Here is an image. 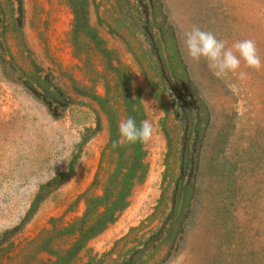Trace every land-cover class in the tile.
<instances>
[{"label": "rangeland", "instance_id": "1", "mask_svg": "<svg viewBox=\"0 0 264 264\" xmlns=\"http://www.w3.org/2000/svg\"><path fill=\"white\" fill-rule=\"evenodd\" d=\"M71 1L0 0V264H264V69L184 46L199 26L264 60V0H85L81 38ZM117 110L154 125L146 174L75 257Z\"/></svg>", "mask_w": 264, "mask_h": 264}, {"label": "trees", "instance_id": "2", "mask_svg": "<svg viewBox=\"0 0 264 264\" xmlns=\"http://www.w3.org/2000/svg\"><path fill=\"white\" fill-rule=\"evenodd\" d=\"M70 4L75 16V35L81 38L84 34L83 32H86V29L89 28L88 4L85 0H72ZM116 112L115 119L113 117L110 123L109 145L103 153L99 175L94 183V185L99 186L100 181L102 182L101 175L105 169L104 165L106 164L109 170L106 174L109 175V178L105 184V195L101 199L88 201V208L91 211L89 210L87 212V216L90 217L91 212L93 215H96V218L93 219V225L90 227L87 225V219L81 221V226L78 229L81 238H79L70 252V254L75 257L89 240L99 233H102L110 224L115 222L116 214L123 211L128 206V199L136 184L141 182L146 174L144 162L146 152L144 150V143L136 142L133 144L126 142L117 147H113V144L117 143L120 139L118 123L121 115L118 113V110ZM139 115V110L134 113L129 112V116L134 118L135 116L139 118ZM136 122L139 125L141 120L138 119ZM187 129L191 130V127L187 125ZM191 162H194V159H192ZM114 166H116V168L111 171L110 169ZM101 209H103L102 212L100 211ZM59 264L63 263L60 262Z\"/></svg>", "mask_w": 264, "mask_h": 264}, {"label": "clouds", "instance_id": "3", "mask_svg": "<svg viewBox=\"0 0 264 264\" xmlns=\"http://www.w3.org/2000/svg\"><path fill=\"white\" fill-rule=\"evenodd\" d=\"M184 46L190 58L196 61L205 59L218 76L238 75L241 81L245 80L247 73L240 70L242 61L248 68L256 71L264 69V60L253 39L237 40L229 47L226 41L218 39L213 32L193 26L184 34ZM118 128L120 139L113 144V147L126 142L147 143L155 133L154 125L150 120H142L138 125L131 116L121 120ZM183 259V254L178 255L176 264H181Z\"/></svg>", "mask_w": 264, "mask_h": 264}]
</instances>
